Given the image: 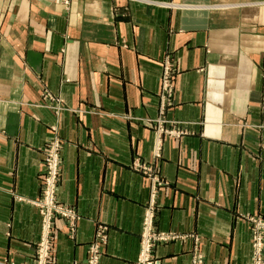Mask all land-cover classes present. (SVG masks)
<instances>
[{"label": "crops", "instance_id": "1", "mask_svg": "<svg viewBox=\"0 0 264 264\" xmlns=\"http://www.w3.org/2000/svg\"><path fill=\"white\" fill-rule=\"evenodd\" d=\"M175 61L174 102L161 72ZM49 93V95H47ZM50 96V97H49ZM177 119L162 156L151 118ZM63 140L51 260L132 264L151 163L164 183L156 224L164 264H251V215H264V0H0V264L33 258L49 137ZM18 196H24L20 199ZM104 230L105 240L97 234Z\"/></svg>", "mask_w": 264, "mask_h": 264}, {"label": "built area", "instance_id": "2", "mask_svg": "<svg viewBox=\"0 0 264 264\" xmlns=\"http://www.w3.org/2000/svg\"><path fill=\"white\" fill-rule=\"evenodd\" d=\"M174 96L175 61L171 58H165L161 72V111L164 112L167 106L174 102ZM178 122L177 119L169 118L163 114L150 119V123L156 127L158 134V143L155 150L156 156H162L161 145L164 135L182 136L189 132L188 129L177 126ZM62 147V138L58 134L53 133L47 142L43 159L44 167L42 171L41 195L38 198H28V201L38 207L42 216L41 236L36 242L34 256L32 259L23 262H10L5 264H57L51 260L54 219L58 215L66 218L72 230L79 218V211L75 205L62 202L58 198V188L62 178ZM134 165L148 174L151 178L152 187L150 198L144 212L140 251L137 260L132 264H164L154 253L156 244L180 236L176 232L159 229L156 224L157 194L164 180L151 163L145 162L141 158H136ZM18 198L25 199L24 196H18ZM249 219L252 222L251 264H264V215H251ZM97 236L100 241L105 240L104 230L100 229ZM101 252L99 241H94L90 246L88 258L84 261H75L73 264H99ZM192 264H205L203 254H195L192 259Z\"/></svg>", "mask_w": 264, "mask_h": 264}]
</instances>
